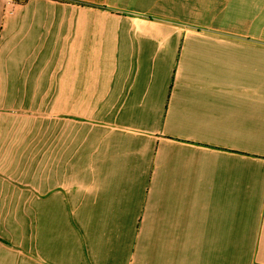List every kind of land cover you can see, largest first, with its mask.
I'll use <instances>...</instances> for the list:
<instances>
[{
	"label": "crops",
	"instance_id": "1",
	"mask_svg": "<svg viewBox=\"0 0 264 264\" xmlns=\"http://www.w3.org/2000/svg\"><path fill=\"white\" fill-rule=\"evenodd\" d=\"M0 264H264V0H0Z\"/></svg>",
	"mask_w": 264,
	"mask_h": 264
}]
</instances>
